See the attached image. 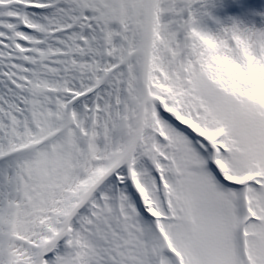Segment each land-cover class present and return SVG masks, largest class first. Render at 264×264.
<instances>
[{
    "label": "snow or ice",
    "instance_id": "1",
    "mask_svg": "<svg viewBox=\"0 0 264 264\" xmlns=\"http://www.w3.org/2000/svg\"><path fill=\"white\" fill-rule=\"evenodd\" d=\"M0 264H264V0H0Z\"/></svg>",
    "mask_w": 264,
    "mask_h": 264
}]
</instances>
